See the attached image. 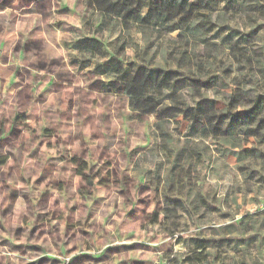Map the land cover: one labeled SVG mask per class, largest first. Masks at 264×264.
Returning <instances> with one entry per match:
<instances>
[{
    "label": "rangeland",
    "instance_id": "374dc122",
    "mask_svg": "<svg viewBox=\"0 0 264 264\" xmlns=\"http://www.w3.org/2000/svg\"><path fill=\"white\" fill-rule=\"evenodd\" d=\"M78 37L101 54L72 52ZM108 59L125 78L92 67ZM259 93L264 0L142 22L0 0V264H264V114L256 136L219 121Z\"/></svg>",
    "mask_w": 264,
    "mask_h": 264
},
{
    "label": "trees",
    "instance_id": "16d2710c",
    "mask_svg": "<svg viewBox=\"0 0 264 264\" xmlns=\"http://www.w3.org/2000/svg\"><path fill=\"white\" fill-rule=\"evenodd\" d=\"M91 3L95 6H97L101 11L106 13H112L115 14L118 18L122 19L124 22L131 21V22H137V21H146V18H153L154 20H166L167 15L169 14V10H177L179 8L184 7V4L188 2V0H159V4L157 3H150V4H142L141 0H90ZM146 9V15L145 17H142L141 12L142 9ZM166 15V16H165ZM75 48L81 51L84 54H87L89 56H96V54H101L102 51V45L96 38H81L78 39L75 43ZM104 57V56H103ZM120 65L117 64L112 59H108L104 64L101 65H95V71L98 74H104L109 75L112 73L116 77L120 79ZM125 72L122 73L121 78H125ZM150 72H148L147 77L148 79H151L152 76H150ZM157 74H160L159 72ZM156 74V75H157ZM173 73L167 72L164 73V76L161 77V79L165 78L166 82L171 80L170 76ZM198 80V81H197ZM196 82H200L199 79H197ZM208 81H204V84ZM206 86V85H205ZM140 87L138 83L136 85H133L132 88H138ZM232 100H228L226 102V109L225 112L222 113L219 117V121H221L224 124L225 129L224 130H233L235 128H238V131L244 130V133L246 135L253 134L256 136L255 128L252 129L249 128V124L256 123L257 118H261V116L264 114V93L256 94L254 97V100H252V103L250 104V109L247 111L241 110L239 112L233 113V109L236 108V105L232 104ZM237 104V103H236ZM150 106V105H149ZM148 106V107H149ZM155 110L154 106H150L149 108L143 109V112L145 113H153ZM168 113L165 115L168 118H174L178 116L179 114H182V109H178L175 106H168L166 109ZM212 110V109H211ZM242 114V115H240ZM212 117L211 116H205L204 122L208 123H202L199 125V129L197 131L202 130L204 132L208 126L210 127V121ZM264 120H259L258 124L263 123ZM201 132V131H200Z\"/></svg>",
    "mask_w": 264,
    "mask_h": 264
},
{
    "label": "crops",
    "instance_id": "0c3cea01",
    "mask_svg": "<svg viewBox=\"0 0 264 264\" xmlns=\"http://www.w3.org/2000/svg\"><path fill=\"white\" fill-rule=\"evenodd\" d=\"M81 38H85V37H78V38H75V39H73L71 42H70V44H69V49L72 51V52H76V53H78V54H82V55H84V56H88V57H92V56H89V55H87V54H84V53H82L81 51H79L78 49H76L75 48V43H76V41L78 40V39H81ZM71 62H73L72 64H75V61H71ZM83 68H87L88 66V61H83L81 64H80ZM95 65H97V63H94V64H92V67L95 69ZM101 75V74H100ZM102 75H104V74H102ZM4 163V161L2 162V164ZM82 172L83 171H81L80 173H78L77 175H82ZM133 192H132V190H130V191H127V192H122L121 194H120V196H122V197H126V196H128V195H131ZM100 198L101 197H98L97 198V200L99 201L100 200ZM83 256V258H87L88 256L87 255H82Z\"/></svg>",
    "mask_w": 264,
    "mask_h": 264
}]
</instances>
